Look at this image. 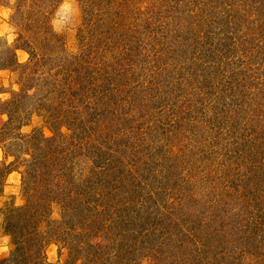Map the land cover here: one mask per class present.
Here are the masks:
<instances>
[{
  "label": "trees",
  "instance_id": "1",
  "mask_svg": "<svg viewBox=\"0 0 264 264\" xmlns=\"http://www.w3.org/2000/svg\"><path fill=\"white\" fill-rule=\"evenodd\" d=\"M63 1L0 0V264H264V0Z\"/></svg>",
  "mask_w": 264,
  "mask_h": 264
},
{
  "label": "rangeland",
  "instance_id": "2",
  "mask_svg": "<svg viewBox=\"0 0 264 264\" xmlns=\"http://www.w3.org/2000/svg\"><path fill=\"white\" fill-rule=\"evenodd\" d=\"M8 8V7H7ZM10 14V9H9ZM8 14V18H9ZM80 9L75 0H64L56 9L53 15V26L55 29L62 33L66 40L68 47L71 50L76 48V31L77 26L80 23ZM9 41H12L15 38V31L11 26V29L8 31V36H6ZM16 88L17 85L15 83V75L10 71L6 70L0 74V97L6 98L9 96L8 90L11 88ZM34 127H42L44 132L49 135L51 133L49 127L44 123L43 118L40 115L34 114L30 120V122L23 126L22 130L24 132H30ZM12 184H15L12 182ZM4 195L0 198L1 206L4 204L6 200L13 199L16 204H21L23 202L22 194H21V179L18 184L17 192L11 195ZM53 217L59 216V207L54 205L53 207ZM54 243V242H53ZM56 244V243H55ZM58 254V247H57ZM54 262L53 264L58 263V258H56V249L54 251Z\"/></svg>",
  "mask_w": 264,
  "mask_h": 264
},
{
  "label": "crops",
  "instance_id": "3",
  "mask_svg": "<svg viewBox=\"0 0 264 264\" xmlns=\"http://www.w3.org/2000/svg\"><path fill=\"white\" fill-rule=\"evenodd\" d=\"M8 14H9V8L0 5V34L4 36H8V31L11 29V25L8 22ZM17 55H18L19 61H25L28 57V54L24 49H18ZM6 70L7 69L0 70V74ZM2 158H3V151L0 147V159ZM20 179H21V174L19 171L14 170L10 172L7 176V180L4 186V192L1 197H3L4 195H9L8 197L11 198V195L17 192ZM12 182H14L15 184H12ZM0 207H1V204H0ZM10 247H11L10 235L3 232L1 228V224H0V255L6 252L7 250H9ZM55 249H56V258H58L57 245L51 242L47 248L49 264H53L54 262Z\"/></svg>",
  "mask_w": 264,
  "mask_h": 264
}]
</instances>
